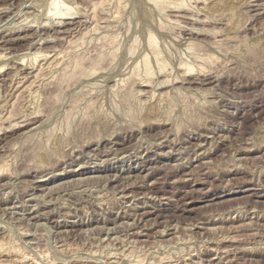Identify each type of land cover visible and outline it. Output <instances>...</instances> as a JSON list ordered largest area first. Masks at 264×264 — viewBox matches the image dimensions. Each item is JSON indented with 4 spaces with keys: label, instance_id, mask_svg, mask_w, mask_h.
I'll use <instances>...</instances> for the list:
<instances>
[{
    "label": "rangeland",
    "instance_id": "1",
    "mask_svg": "<svg viewBox=\"0 0 264 264\" xmlns=\"http://www.w3.org/2000/svg\"><path fill=\"white\" fill-rule=\"evenodd\" d=\"M44 1L0 0V264H264L257 2Z\"/></svg>",
    "mask_w": 264,
    "mask_h": 264
},
{
    "label": "bare ground",
    "instance_id": "2",
    "mask_svg": "<svg viewBox=\"0 0 264 264\" xmlns=\"http://www.w3.org/2000/svg\"><path fill=\"white\" fill-rule=\"evenodd\" d=\"M36 0H34V2H35ZM47 1V0H46ZM184 1V0H183ZM192 1V0H191ZM253 1H256L257 2V4H253V5H251L250 7H252V8H255V11H264V1L263 2H261V3H259L261 0H253ZM32 2V1H31ZM185 2H187V1H185ZM184 2V3H185ZM44 3H45V1H44ZM47 3V4H46ZM45 3V5L47 6V8H46V13L44 14L47 18H48V21L49 22H53L55 19V17H59V18H62V20H63V18H65V16H67V15H70L71 13H69V11L71 10V8L68 6V4L70 3H66V1H64V0H49V2L47 1ZM190 3V2H189ZM192 3V2H191ZM188 4V3H187ZM248 4H249V2H248ZM263 4V5H262ZM37 5V4H36ZM35 5V6H36ZM40 5V4H39ZM43 5V4H42ZM42 5L41 6H38V8L37 7H35V8H37V9H39V8H42ZM250 5V4H249ZM32 6H34V5H31V7H29V8H34V7H32ZM45 6V7H46ZM184 6H186V5H184ZM190 6V5H189ZM188 8V7H187ZM44 10V9H43ZM42 11V10H41ZM254 11V10H253ZM44 12V11H43ZM261 13V12H260ZM76 14V13H75ZM262 14V13H261ZM27 15V14H26ZM35 15V14H34ZM37 15V14H36ZM43 15V14H42ZM41 15V16H42ZM260 15V14H259ZM76 16V15H75ZM181 16V15H180ZM179 16V17H180ZM42 17H44V16H42ZM41 17V18H42ZM178 17V16H177ZM184 17V16H183ZM40 18V19H41ZM19 19V18H18ZM31 19V18H30ZM54 19V20H53ZM65 19H67V18H65ZM35 21H36V17H35V19H34ZM42 20V19H41ZM40 20V21H41ZM197 20V19H196ZM21 21V20H20ZM27 22L29 21V20H26ZM31 21V20H30ZM206 21V20H205ZM24 22V21H23ZM23 22H22V24H23ZM43 22V21H42ZM13 23H15V22H13ZM58 23H60V22H58ZM71 23V22H70ZM25 24H26V22H25ZM35 24H36V22H35ZM16 25H19V24H16ZM20 25H21V22H20ZM47 25V24H46ZM49 25V24H48ZM72 25V24H71ZM15 26V25H14ZM17 27V26H16ZM1 28H3V27H1ZM19 29V28H18ZM193 31H195V30H193ZM200 32V31H199ZM155 33V32H154ZM190 33V32H189ZM197 33V32H196ZM150 34V33H149ZM192 34V33H191ZM153 35H155V34H153ZM20 36V35H19ZM27 37V36H26ZM149 37H150V35H149ZM149 37H148V39H149ZM154 38H156V37H154ZM153 37H150V39L152 40V41H154L153 39H154ZM147 39V40H148ZM162 40V39H161ZM13 43V42H12ZM148 43V42H147ZM150 43V42H149ZM155 43H156V41H155ZM188 43V42H187ZM136 44H138V43H136ZM153 44V43H152ZM160 44V43H159ZM159 44H158V46H159ZM191 44H192V42H191ZM151 45V44H150ZM156 45V44H155ZM165 45V44H164ZM190 45V44H189ZM141 46V45H140ZM154 46V45H153ZM173 47V46H172ZM149 48V47H148ZM156 49V48H155ZM172 49V48H171ZM150 50V49H149ZM151 51V50H150ZM160 51V50H159ZM168 51V50H167ZM166 51V52H167ZM136 53V52H135ZM158 54V53H157ZM168 54V53H167ZM144 55V54H143ZM154 55V54H153ZM160 55V54H159ZM159 55H157V57H159ZM163 55V54H162ZM43 56V55H42ZM47 56H49V55H47ZM55 56V55H54ZM145 56V55H144ZM36 57V56H35ZM44 57V56H43ZM148 56L146 55V58H147ZM153 56H151V58H152ZM144 58V57H143ZM160 58V57H159ZM44 59H45V57H44ZM148 60L150 59L149 57L147 58ZM147 59H145V62H146V60ZM20 60V59H19ZM24 60H25V58H24ZM24 60H22V61H24ZM140 60H141V58H140ZM154 60H155V58H154ZM190 60V59H189ZM42 61V60H41ZM144 61V60H143ZM159 61V60H158ZM165 61V59H163V62ZM183 61H184V59H183ZM195 61V60H194ZM197 61V60H196ZM148 62H150V61H148ZM147 62V63H148ZM154 62H156V61H154ZM162 62V61H161ZM23 64H24V62H22ZM26 63V62H25ZM143 63V62H142ZM146 63V64H147ZM158 63V62H157ZM187 63H189L190 64V62H187ZM195 63V62H194ZM20 64V63H19ZM138 64H140V63H138ZM145 63L142 65V66H144L143 67V69L145 68V66H146V68L147 67H151V65L152 64H147L146 65ZM159 65H160V63H158ZM183 64H185V65H187L186 64V62L185 63H183ZM136 65V64H135ZM162 65H165L164 63L162 64ZM168 64H166V66H167ZM194 65V64H193ZM37 66V65H36ZM140 66V65H139ZM183 66V65H182ZM195 66V65H194ZM50 67V66H49ZM75 67H76V65H75ZM137 67V66H136ZM135 67V68H136ZM162 67V66H161ZM42 68V67H41ZM146 68L144 69L145 70V72L147 71L146 70ZM152 68V67H151ZM188 68V70L187 71H191L192 69H193V66L192 67H190V66H188L187 67ZM196 68V67H195ZM150 69V68H149ZM159 69H160V67H159ZM34 70V69H33ZM38 70V69H37ZM137 70V69H136ZM139 70H140V68H139ZM153 70V69H152ZM152 70H150L151 71V73H152ZM161 70V69H160ZM150 71L148 70V72L149 73H146L145 74V76H147L148 74L150 75ZM154 71V70H153ZM158 71V70H157ZM193 71V70H192ZM141 72V71H140ZM155 72V71H154ZM160 73V72H159ZM139 74V75H138ZM140 74H144L143 72L142 73H137V75L140 77ZM153 74V73H152ZM152 74H151V76H152ZM153 75H155V74H153ZM142 76H144V75H142ZM141 76V77H142ZM37 77V76H36ZM35 77V78H36ZM144 77H142V79H143ZM148 78H150V77H148ZM146 79V78H145ZM147 80V79H146ZM149 84V83H148ZM147 85V84H146ZM144 86H145V84H144ZM155 89V88H154ZM138 93V92H137ZM142 93V92H141ZM140 93V94H141ZM134 112V111H133ZM208 201V200H207ZM1 245V244H0ZM20 253V252H19ZM18 254V253H17ZM20 256V255H19ZM23 259H25V257H22ZM22 259V260H23ZM27 260V259H26Z\"/></svg>",
    "mask_w": 264,
    "mask_h": 264
}]
</instances>
